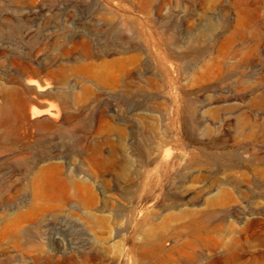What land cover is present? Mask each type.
Listing matches in <instances>:
<instances>
[{"label":"rangeland","instance_id":"rangeland-1","mask_svg":"<svg viewBox=\"0 0 264 264\" xmlns=\"http://www.w3.org/2000/svg\"><path fill=\"white\" fill-rule=\"evenodd\" d=\"M0 264H264V0H0Z\"/></svg>","mask_w":264,"mask_h":264},{"label":"bare ground","instance_id":"bare-ground-1","mask_svg":"<svg viewBox=\"0 0 264 264\" xmlns=\"http://www.w3.org/2000/svg\"><path fill=\"white\" fill-rule=\"evenodd\" d=\"M243 21H244V20H243V18L241 17V18L239 19L238 22H239V24L241 25V24L243 23ZM228 43H229V42H228ZM40 190H41V191L45 190V187H44V186H40ZM21 218H22V217H21ZM20 224H21V222H20ZM190 243H191V242H190Z\"/></svg>","mask_w":264,"mask_h":264}]
</instances>
